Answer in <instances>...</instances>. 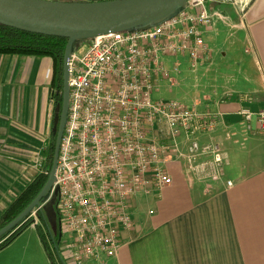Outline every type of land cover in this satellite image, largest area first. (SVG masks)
I'll use <instances>...</instances> for the list:
<instances>
[{
    "label": "built area",
    "instance_id": "2783aa9c",
    "mask_svg": "<svg viewBox=\"0 0 264 264\" xmlns=\"http://www.w3.org/2000/svg\"><path fill=\"white\" fill-rule=\"evenodd\" d=\"M216 1L192 0L149 27L94 37L84 54L70 55L55 180L26 219L32 227L42 225L38 214L55 195L59 238L46 235L57 263L59 258L63 264L62 253L72 264L116 257L122 234L134 226V202L172 184L169 164L178 163L187 181L201 183L208 195L214 184L233 186L224 181L227 155L215 143L199 142L223 115L156 96L163 82L172 84L180 73L179 58L196 71L210 55L204 32L221 16L206 4ZM238 102L245 129L264 133V109L248 107L254 103L250 94L239 95Z\"/></svg>",
    "mask_w": 264,
    "mask_h": 264
},
{
    "label": "crops",
    "instance_id": "0c3cea01",
    "mask_svg": "<svg viewBox=\"0 0 264 264\" xmlns=\"http://www.w3.org/2000/svg\"><path fill=\"white\" fill-rule=\"evenodd\" d=\"M248 1L208 2V11L221 16L204 32L210 55L196 71L179 58L180 73L156 93L223 115L199 142L215 143L227 155L224 181L233 186L214 184L208 195L201 183L187 181L178 163L169 164L172 184L134 202V226L122 234L118 255L88 264H264V133H249L237 114L241 94L253 96V112L264 109V0ZM227 7L234 8L233 19ZM234 58L244 60V72ZM51 68L48 58L0 56V216L41 174L37 164L51 129ZM181 80L188 81V94L172 95ZM25 233L0 251V264H51L39 238L17 249Z\"/></svg>",
    "mask_w": 264,
    "mask_h": 264
},
{
    "label": "water",
    "instance_id": "95a60500",
    "mask_svg": "<svg viewBox=\"0 0 264 264\" xmlns=\"http://www.w3.org/2000/svg\"><path fill=\"white\" fill-rule=\"evenodd\" d=\"M190 1L192 0H0L1 25L26 33L67 39L63 57L62 105L48 179L25 210L0 229V237L26 221L30 213L47 198L54 183L68 109V60L75 43L109 33L149 27L174 15ZM54 199L55 195L51 203H54Z\"/></svg>",
    "mask_w": 264,
    "mask_h": 264
},
{
    "label": "trees",
    "instance_id": "16d2710c",
    "mask_svg": "<svg viewBox=\"0 0 264 264\" xmlns=\"http://www.w3.org/2000/svg\"><path fill=\"white\" fill-rule=\"evenodd\" d=\"M67 39L48 37L37 34L26 33L9 28L0 24V56H24L48 58L51 60L52 68L50 74V99L53 102V115L48 145L42 153L44 161L43 172L36 176L25 189L12 201L0 216V229L13 221L25 208L37 197L45 185L50 172L56 131L62 105L63 87V57ZM41 213L38 217L41 220ZM31 226L29 220L18 224L15 228L0 237V251L9 246L21 233ZM37 233L47 257L51 264H58L56 257L50 250L47 235L40 226H36ZM50 234V233H49ZM53 241L56 237L53 236Z\"/></svg>",
    "mask_w": 264,
    "mask_h": 264
},
{
    "label": "rangeland",
    "instance_id": "374dc122",
    "mask_svg": "<svg viewBox=\"0 0 264 264\" xmlns=\"http://www.w3.org/2000/svg\"><path fill=\"white\" fill-rule=\"evenodd\" d=\"M70 1L92 2V1H105V0H70ZM231 1L234 2L236 0H231ZM249 2L251 4V0L248 1V4H249ZM238 5H239V7L244 6L243 3H241V4L239 3ZM227 11H228L227 14L231 17V19H233L234 16H235V10H234V8L233 7H227ZM86 47H87L86 41H83V42L82 41H78L77 43H75L74 51L77 52L79 55H82V54H84V52L86 50ZM238 59L239 60L237 61L236 58H234L232 60L233 61V64L235 63V68L236 69L237 68L243 69V72H244V68H247L246 67V63L244 62L243 59H240V58H238ZM230 66H232V65H230ZM239 73H240V71H239ZM46 83L48 84V78H46ZM46 83H45V86L44 87H46ZM186 83H188V81H182L181 80V83H180L181 87L179 89L177 88L172 93V95H175L177 97H185L188 94L189 90H190L189 84H186ZM167 99H169V98H167ZM43 202L44 201H42V203ZM141 205L144 206L145 209L147 208V204L145 203V199L143 200V202L141 203ZM40 213H41L40 215H41V222H42V225H40V228L43 230V232L45 234L47 233V231H49L50 235L51 236H55L56 239L58 240V238H59V227H58V216H57V212H56V209H55V204L54 203H51V202L50 203H46L42 207V211ZM23 222H21V224ZM24 232H26L24 234L25 237L23 239H20L18 241V244H17L18 247H17V249L22 248L20 245H24L26 243V241H31L33 239L34 240H37V238H39L36 227L30 226ZM31 246H32V243H30L29 246H27V247H29V248H27L29 251H31V249H30ZM34 253H35V251H33V255H34ZM42 258H44V257L42 256ZM61 258L63 260V264H72V263H70L69 261L66 260V256H65L64 253L61 254ZM28 260H29V258H28ZM57 260L59 262L58 264H62L59 258H57ZM36 263L37 264H41V262H39V260Z\"/></svg>",
    "mask_w": 264,
    "mask_h": 264
},
{
    "label": "flooded vegetation",
    "instance_id": "af4514ba",
    "mask_svg": "<svg viewBox=\"0 0 264 264\" xmlns=\"http://www.w3.org/2000/svg\"><path fill=\"white\" fill-rule=\"evenodd\" d=\"M51 118L50 119H52V115H53V104H52V108H51Z\"/></svg>",
    "mask_w": 264,
    "mask_h": 264
}]
</instances>
